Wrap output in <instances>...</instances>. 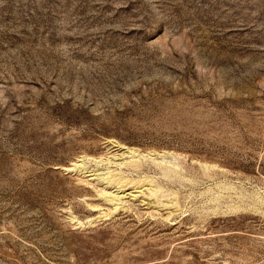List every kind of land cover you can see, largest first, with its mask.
Segmentation results:
<instances>
[{"label":"rangeland","instance_id":"rangeland-1","mask_svg":"<svg viewBox=\"0 0 264 264\" xmlns=\"http://www.w3.org/2000/svg\"><path fill=\"white\" fill-rule=\"evenodd\" d=\"M0 264H264V0H0Z\"/></svg>","mask_w":264,"mask_h":264},{"label":"bare ground","instance_id":"bare-ground-1","mask_svg":"<svg viewBox=\"0 0 264 264\" xmlns=\"http://www.w3.org/2000/svg\"><path fill=\"white\" fill-rule=\"evenodd\" d=\"M108 142L110 144V148L108 151L110 153L109 156L107 155V157H99L98 159H96L95 157L91 158V157H87V156H82V157L77 158V160L75 159L76 162H73V164H71V167L73 168V167H76L79 165H84L85 160L87 161V160H91V159H94L95 162H97V163L103 162V161H105V163L106 162L110 163V162H112L113 159H119V161H117L115 164H117L118 166H121L124 164L132 163V162L136 161L139 157H146V158L149 157L150 159L158 161V162H169L171 160V158H173V156H172L173 154L171 155L170 153H167V152H163V153H154L153 152V153L144 154L142 152H139L138 149H136V148L126 147L125 145L118 144V142L117 143L114 142V140L113 141L108 140ZM116 157H118V158H116ZM70 168H66V169H70ZM93 170L95 171L96 169L84 170L83 173L85 176H90V178L92 179V178H94L93 177L94 175L96 176L99 174V173L94 172ZM109 172L110 171H108L107 174H109ZM110 175L111 174H109V176ZM100 181H101V178H100ZM107 184H108V182L106 183V185L101 186L98 193H100L106 201H109L115 207L116 204L118 203V201L120 203V201L124 195V192L122 193L121 190H116V192H113L112 190L108 189L110 187ZM146 190H147V194H150V195L156 193V191H157L156 187H154V188L153 187H147ZM142 193H144V192H142ZM134 196L136 197L135 193L132 197L134 198ZM154 202H155V200H154ZM175 210H176V207L170 208V211H175Z\"/></svg>","mask_w":264,"mask_h":264}]
</instances>
